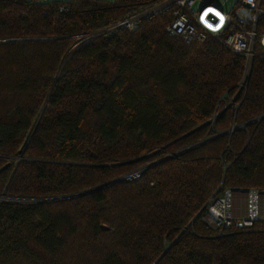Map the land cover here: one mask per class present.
<instances>
[{"label": "trees", "instance_id": "16d2710c", "mask_svg": "<svg viewBox=\"0 0 264 264\" xmlns=\"http://www.w3.org/2000/svg\"><path fill=\"white\" fill-rule=\"evenodd\" d=\"M161 1L0 0V196L24 199L0 200V264H264V218L202 213L264 192V48L244 81L214 38L169 37L170 11L106 31Z\"/></svg>", "mask_w": 264, "mask_h": 264}, {"label": "built area", "instance_id": "2783aa9c", "mask_svg": "<svg viewBox=\"0 0 264 264\" xmlns=\"http://www.w3.org/2000/svg\"><path fill=\"white\" fill-rule=\"evenodd\" d=\"M226 0H163L150 4L139 11L112 23L106 31H133L141 21L151 19L162 12L170 11L171 20L165 33L172 38H181L186 44L193 41L203 42L214 38L228 50L240 54L245 60V78L255 56L256 44L264 48V34L258 40L257 23L262 13L261 0H237L230 9H225ZM61 10H64L61 7ZM95 32L92 36L100 34ZM91 36H85L88 41ZM258 41V42H257ZM241 87H243V83ZM244 193L245 213H234V196ZM264 192L257 189H219L202 209L206 223L223 233L231 228L251 226L264 218L262 201Z\"/></svg>", "mask_w": 264, "mask_h": 264}, {"label": "rangeland", "instance_id": "374dc122", "mask_svg": "<svg viewBox=\"0 0 264 264\" xmlns=\"http://www.w3.org/2000/svg\"><path fill=\"white\" fill-rule=\"evenodd\" d=\"M237 0H226L224 8L230 9L234 6ZM232 102V101H231ZM247 189V188H246ZM250 189V188H248ZM255 189V188H253ZM246 208V197L244 193H236L234 196V213L235 215L241 216L245 213ZM264 214V199L262 201V215ZM264 217V215H263Z\"/></svg>", "mask_w": 264, "mask_h": 264}, {"label": "water", "instance_id": "95a60500", "mask_svg": "<svg viewBox=\"0 0 264 264\" xmlns=\"http://www.w3.org/2000/svg\"><path fill=\"white\" fill-rule=\"evenodd\" d=\"M262 118H264V114L263 115H261V116H259V117H257L256 119H262ZM238 126H234V127H232L231 129H230V131H233L235 128H237ZM136 176H138V174L136 173V172H132V173H130V174H127V175H125V176H122V177H120V178H118V179H115V180H113L112 182H117V181H119V180H122V179H126V178H129V179H133V178H135ZM111 182V183H112ZM110 183H106V184H104V185H102L101 187H104V186H107V185H109ZM101 187H99V188H101ZM89 191H91V190H89ZM85 193V192H84ZM81 194V193H80ZM83 194V193H82ZM69 198V197H71V196H66L65 198ZM0 200H12V201H23L24 199H20V198H17V199H11V198H8V197H5V196H0ZM25 201H28V200H25Z\"/></svg>", "mask_w": 264, "mask_h": 264}]
</instances>
